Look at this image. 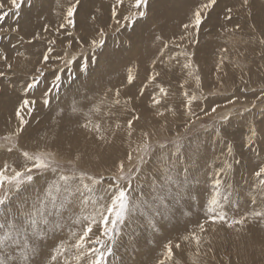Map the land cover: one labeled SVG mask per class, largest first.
<instances>
[{
	"label": "rangeland",
	"instance_id": "obj_1",
	"mask_svg": "<svg viewBox=\"0 0 264 264\" xmlns=\"http://www.w3.org/2000/svg\"><path fill=\"white\" fill-rule=\"evenodd\" d=\"M161 1L149 0L146 16L139 18L133 26L121 28L119 31L107 28L104 46L95 50L90 49L86 41L91 39L97 26L104 27L111 23L110 7L114 0H82L77 27L71 30L75 37L71 48L67 47L70 37L52 30L53 26L59 22L58 13L64 10L68 0H24L19 10L13 8L8 11L5 19L0 20V71L5 74L0 76V167L5 163L13 167L21 166L23 163L21 151L35 152L47 149L57 152L62 162L79 154L81 156L79 166L90 174L105 177L104 187H106L110 182L107 177L116 170L115 166L120 159H125L126 167L128 166L126 154L139 142V137L136 136H139L142 130L148 131L151 134L153 151L137 178L139 187L136 186L137 182H134L131 192L132 200L136 201L143 197L151 201L152 196L156 195L153 192V186L164 184L166 174L173 176L181 182L183 187L176 188L175 200L177 201L187 193L183 203L175 204L176 209L172 214L173 216L180 212V216L176 218L179 219L178 223L182 224L181 229L185 233L173 225L172 228L164 227L172 217H152L148 209H144L148 215H141L139 211H136L126 221L117 236L113 246L114 254L108 257V264H157V261L162 258L164 245L169 240H172L174 244L181 243L179 249L174 248L175 264H264V220L260 218L249 216L242 228L236 226L229 229L220 225L215 231L209 230L204 234L207 239L198 256L195 255L194 245L189 247L180 241V237L206 219V207L213 194L214 177L221 168L226 169L219 178L223 181L221 191L229 194L225 211L230 217L239 218L253 210H264V193L257 188L255 177V171L264 163V102L258 99L261 90L264 89V44L260 43V40L264 39V16H262L264 0H252L251 15H248L249 9L240 8L239 0H218V5L210 11L200 30L199 43L192 45H188L186 41H179L182 28L179 31L180 34L171 35V37L169 33L164 35L163 30L160 31L158 23L160 24L161 21L157 18L160 14L158 9L161 5H166L170 11L165 13V16L173 14L171 8L176 7L179 0L177 2L163 0L162 4ZM199 2L200 0H180L186 14L185 19L177 24L175 30L187 22L191 11ZM187 6H189L188 10L185 9ZM227 7L234 9L232 21L225 19ZM130 9V0H125L124 6L120 9L121 13L127 14ZM175 12L179 13L177 10ZM93 16L96 17L95 21L91 19ZM236 24L240 25L239 30L225 31V29H234ZM253 24L257 25L255 30L251 27ZM45 25L49 26L48 32L43 31ZM33 33L40 34L41 39L33 40ZM145 34L157 43L160 42L157 39L160 34L164 37L162 39H168L166 42L174 39L177 43H181V48L169 44L170 48H163V50L168 53V56H175L177 52L185 50L194 53L189 58L195 65L196 72L189 76L188 70L181 67L185 58L180 56L179 63L176 60H170V64L164 68L166 73L177 74L178 76H174L177 80L172 79L173 75L163 79V74L160 72L157 80L150 83L148 77L153 71V61H156V65H160L161 61L146 57L148 54L155 53L157 48L154 51L147 50V41L150 37L145 38L143 36ZM228 34H231L229 45L234 46L235 49H229L228 55L226 53L219 56V59H215L212 53L217 52L212 44L213 41L216 38L224 40ZM48 39L57 40L53 55H63L67 51L69 54L76 55L77 60L70 67L64 68L63 72L57 71L59 67H63L62 59L56 60L49 69L44 71L41 83L27 97L36 100L35 110L28 117L29 124L18 139V148L9 152L5 147L9 142L3 138L12 133L17 126L13 115L14 108L19 98L24 95L23 89L26 83L30 81L42 63L38 58L45 51ZM203 45L207 46L208 51L200 55V48ZM81 51L89 57L86 71L80 66ZM3 56L8 57L7 61L3 59ZM221 57L224 58V65L223 70L218 72L217 65ZM120 58L124 60L126 75L120 72L109 76L107 70L110 68V61L114 59L115 64ZM203 62L204 69L201 71L200 65ZM8 64L12 65L11 69L7 67ZM129 69L133 70L136 77L131 85L127 84ZM144 71L148 75L145 73L143 77H139L138 75ZM155 71L159 72V69L155 67ZM54 74L61 75L60 85L47 95L48 103L45 104L44 94L50 88ZM197 74L200 77L199 87L195 81ZM217 76L220 77L219 80ZM102 78H110L111 82L102 81ZM185 80H187L186 84ZM96 81L98 83L95 88L93 85ZM144 85L148 87L144 89L143 97H138ZM157 85L163 86L169 93V96L162 101L161 111H164L163 105H166L169 109H176V116H173L170 111L165 112L164 117L153 114L155 110L151 107L150 98L151 95L158 93ZM117 89L121 93L120 105L114 103ZM185 91L195 92L198 96L204 97L193 103L196 115L192 117V120H195V124L187 132H185V122L191 123V121L184 107ZM129 96L133 99L127 106L128 109L135 108L136 114L140 116L139 121L134 122L136 136L132 137L131 147H129V140L123 143L118 141L120 139L118 135L123 132L122 130L117 132L115 137H109L111 143L100 142L94 134L82 127L83 121L74 115L79 104L78 107H82L88 114L87 121L90 119L94 123L99 122L105 128L114 126L117 118L121 124H124L130 118V111H126L124 106V101ZM228 98L236 100L235 109L232 105H227V108L222 107L217 110V113H211V107L216 103L226 105ZM229 109H233L234 114L227 122L221 123V115ZM205 111L209 115H205ZM61 115L65 117L57 120ZM144 116L147 119L145 124ZM197 116L199 119H196ZM75 122L76 128L69 127ZM250 126H253L257 132L252 148L247 146ZM217 128L220 130V135H217ZM178 133L181 150L173 155L175 147L173 141L177 139ZM55 139L60 145L62 144L61 148L49 144ZM160 144H166L167 147L161 149ZM229 146L232 148L231 155L228 153ZM112 147L120 148L119 151L123 156L121 158L111 156L106 161L104 154ZM164 154L169 156L171 162V170L168 173H165L160 166L159 157ZM136 155L134 153V157ZM227 164L232 165L230 170L226 168ZM56 175L52 172L36 173L31 184L24 186L18 194L14 193L6 205L0 206V219L17 211L21 201L27 200L30 204L31 199L38 192L42 193L48 181L56 179ZM169 187H175V185L172 184ZM158 191L163 196L161 192L164 190L158 189ZM101 194L102 192L97 193V195ZM253 197L256 199L255 204L251 202ZM165 203H167L166 199ZM169 206L171 207L172 204ZM192 212L193 219L190 218ZM182 215L189 220L186 222ZM150 218L154 220L155 227L149 223ZM191 221L192 227L189 226ZM66 235L67 228L55 236L38 238V241L36 239L35 245L41 244L42 241L43 245L35 246L37 251L30 258V264H49L53 247L60 239H65ZM44 244L47 249H43ZM16 254L13 252V255Z\"/></svg>",
	"mask_w": 264,
	"mask_h": 264
},
{
	"label": "snow or ice",
	"instance_id": "obj_2",
	"mask_svg": "<svg viewBox=\"0 0 264 264\" xmlns=\"http://www.w3.org/2000/svg\"><path fill=\"white\" fill-rule=\"evenodd\" d=\"M131 9L127 14L121 13L120 9L124 6L125 0H114L110 7V24L104 27L97 26L94 34L89 41H86L88 47L92 50L103 47L106 42L107 28H112L113 31H119L121 28L133 26L137 23L139 18L146 16V9L149 0H130ZM24 3V0H0V20H4L8 15V11L13 8L19 10ZM218 5V0H200V2L191 11L187 22L182 24V33L179 35V41H186L188 45L199 43V33L202 26L206 22V18L211 10ZM239 6L243 9H249L248 15H251L252 0H239ZM82 7V0H68L67 6L59 15V22L53 26V31L58 34L67 35L70 37L68 41V48L72 47V40L75 39L72 29L77 27V17L79 9ZM7 9V11H5ZM233 7H227L225 12V19L232 21ZM264 16V13H262ZM93 21L96 17H91ZM114 25V28H113ZM255 30L257 25H251ZM240 25L236 24L234 29L225 31L239 30ZM43 31L48 32L49 26L45 25ZM23 39V38H21ZM41 36L38 33H33V40H40ZM157 39L162 40L161 37ZM264 44V39L260 40ZM56 39H48L46 42V49L38 58L42 61L36 73L32 75L29 82L26 83L23 93L24 95L19 98L13 115L17 121L15 130L3 139L8 141L9 144L5 145L7 151L12 152L13 149L18 148V139L25 131L26 126L29 124L28 117L31 116L35 110L36 100L27 98L28 94L38 87L41 83V78L44 71L51 67V64L56 60H63V67L57 69L58 72H63L64 68L70 67L76 62L77 56L69 54L67 51L63 55H53L55 52ZM169 44H173L176 48H181L182 44L177 43L172 39L168 42H162V48H167ZM227 51V49H223ZM160 55L163 56L164 52L161 51ZM194 53L188 51L177 52L175 56H169V60H176L179 63V57L184 56V63L181 65L182 69L188 70V75L192 76L196 72L195 65L189 58ZM7 61L8 57L3 56ZM79 59L81 60V67L86 71L89 64V57L81 51ZM224 58L221 57L217 71L223 70ZM9 69L12 68L8 64ZM156 61H153V71L148 77L149 82H155L160 76V72L155 71ZM4 72L0 71V76H4ZM136 79L133 70H128L127 84H133ZM219 80L220 77L217 76ZM61 75L54 74V79L51 81L50 88L45 92L44 103H48L47 95L51 90L57 89L60 85ZM197 86L200 84L199 75H195ZM187 80H185V84ZM148 85H144L138 97H143L144 89ZM158 93L151 95V107L155 110L154 115L164 117L165 112H171L173 116L177 115L176 109H169L163 105L164 111H161L162 101L168 96V90L163 86L157 85ZM183 87V85H182ZM120 90L115 92L116 105L121 104ZM186 115L189 118L185 122V132H187L195 120L192 117L196 115L193 110V103L199 99L204 98L202 95L198 96L195 92H184ZM129 96L124 101L126 111H130V118L124 124L117 121L114 126L105 128L101 123H94L88 120L82 127L89 133L94 134L97 139L102 143H109V137H115L117 132L121 130L129 140V147L136 128L134 122L140 119L136 114L135 108L128 109V105L132 101ZM238 99V97H237ZM258 99L264 102V89ZM227 105H232L233 109L236 106V100L232 98L227 99L226 105L216 103L211 107V113H217L220 108H227ZM255 107V104H253ZM233 109H229L220 117L221 123L227 122L231 115L234 114ZM248 110V109H245ZM111 115V113H110ZM205 115H209L205 111ZM196 119H199L197 116ZM201 127H205L201 125ZM217 135H220L219 128L216 129ZM249 136L247 139V146L252 148L257 137V132L253 126L249 128ZM174 151L176 155L181 150L180 134H177V139L173 141ZM161 149L167 147L166 144H160ZM153 151L151 143V134L148 131L142 130L139 134V142L136 147L126 154L127 167L125 159H120L115 166L116 170L112 172L107 179L110 181L104 187L105 177L96 176L82 169L80 165L81 156L79 154L70 159L64 160L58 158V153L47 149L30 152L21 151L23 163L19 167H13L5 163L0 167V206H4L12 198V195L18 194L24 186L31 184L35 178V174H44L52 172L56 175V179L48 181L42 193L38 192L31 202L27 200L21 201L17 207V211L11 212L10 216H4L0 219V264H30V258L36 254L35 242L36 239H44L48 236H55L57 233H62L67 228V238L60 239L53 247L49 264H108V257L113 255V246L116 243L117 236L119 235L122 227L126 221L129 220L131 215L139 211L141 215L152 214V217L164 215L168 210V204L165 203V196L159 194V190L167 191L169 196L172 195L169 185L174 184L177 189L181 188V182L176 180L171 175H165V183L158 186H153V192L156 195L152 196L151 201L143 197L136 201L132 200L131 192L133 191L134 182L141 174L147 158ZM134 153L137 155L134 157ZM229 155L232 154V148H228ZM160 166L164 169L165 173L170 172V160L167 154L159 157ZM231 164H227L226 168L230 170ZM226 169L221 168L219 173L214 177L213 194L207 202L206 219L202 223H198L187 234L180 237L182 243L187 244L189 247L195 246V255L200 254V249L203 246L207 237L205 233L215 231L217 226L223 225L229 229L245 225L249 216L252 218H260L264 220V210L255 211L242 215L239 218L230 217L228 212L225 211V204L229 200V194L221 191L223 181L219 178L220 174L225 173ZM257 178V188L261 193H264V163H262L258 170L255 171ZM136 186L139 187L138 182ZM102 192L101 195H97ZM178 202V201H177ZM256 203L255 197L251 201ZM237 207H239L237 205ZM161 208L164 212H161ZM144 209H148L145 212ZM149 223L155 227L154 220L149 219ZM208 225V227H206ZM31 241V242H30ZM210 243V241H208ZM181 243H173L169 240L164 245L162 258L157 261V264H175L173 260L174 248L179 249ZM13 252L17 253L13 255Z\"/></svg>",
	"mask_w": 264,
	"mask_h": 264
},
{
	"label": "bare ground",
	"instance_id": "obj_3",
	"mask_svg": "<svg viewBox=\"0 0 264 264\" xmlns=\"http://www.w3.org/2000/svg\"><path fill=\"white\" fill-rule=\"evenodd\" d=\"M178 0H176V2H177ZM222 1V0H221ZM162 2H163V0L161 1V4H162ZM231 2V1H230ZM219 3H220V1H219ZM222 3V2H221ZM188 7L189 6H187L185 9H187L188 10ZM171 10H173V14H169V15H167V16H165V13H167L168 11H170V9H167V7H166V5L165 6H163V5H161V7L158 9V11H159V15H158V17L157 18H159L158 20H160L161 22H162V24H161V22H160V24L158 23V26H159V28H161V30L160 31H162V33L164 34V35H166L167 33H169V36L171 37V35H175V34H180L179 33V31H181V28H182V26H180V28L179 29H177V30H175L176 29V27L178 26L177 24L181 21V20H184L185 19V11L183 10V5L180 3V0H179V2H177V6L176 7H173V8H171ZM179 11V13L177 14L175 11ZM154 22V21H153ZM260 26V25H259ZM176 32V33H175ZM145 38H148V37H150L149 35H147V34H145V35H143ZM168 36V35H167ZM168 36V37H169ZM176 36V35H175ZM250 36V35H249ZM159 37H163L162 36V34H160V36ZM231 34H228V36H226L225 38H224V40H220V39H215V41H213V43L212 44H214L213 46L215 47V49H216V52L217 53H212L213 55H214V58L215 59H219V56H221V55H225L226 53H227V55H228V50L229 49H235V47L233 46V47H231L229 44L231 43ZM164 38V37H163ZM166 40H168V39H166ZM166 40L165 39H162V40H160L159 39V43H157L155 40H153V38L152 37H150V39L147 41L148 42V45H147V50H150V51H154V50H156V48H157V51L155 52V53H151V54H148V55H146V57H148L149 59H152V60H154V59H158V60H160L161 61V64L159 65H156V67H157V69H159V72H161L162 74H163V79H167V76L168 75H173V80H177V78H174V76H178L177 74H175V73H169V72H164V68H166L169 64H170V60H169V56H168V53L165 51V50H163V48H162V42H166ZM255 40V39H254ZM168 42V41H167ZM171 46V45H170ZM170 46L168 45V47L167 48H170ZM173 46V45H172ZM161 47V48H160ZM206 47L207 46H202V48H200V55H202V54H204V53H206L207 51H208V49H206ZM213 47V48H214ZM260 47V46H259ZM134 48V47H133ZM227 49V51L225 52V51H223V49ZM257 48V47H256ZM161 51H163L164 52V55L163 56H161L160 55V52ZM106 57V56H105ZM112 57V56H111ZM114 58V57H113ZM103 60V59H102ZM114 59H112L111 61H110V65L107 63V65H109V70H107V71H109L107 74H109V76H114V74H116V73H123V75H126L125 74V67H124V65H123V63H124V60H122V58H120V59H118V61H116L115 62V64H114ZM105 63L107 62V61H104ZM224 65V64H223ZM142 66V65H141ZM144 66V65H143ZM198 67H199V65H198ZM204 67V62L200 65V68H202V70L201 71H203V68ZM145 70V69H144ZM151 70V69H150ZM158 72V71H157ZM145 71L143 72V73H141V74H139L138 76L139 77H143V75H145ZM201 73V72H200ZM147 75H148V73H146ZM170 77V76H169ZM144 79V78H143ZM146 79V78H145ZM102 81H105V80H109V82H111V80H110V78L109 79H107V78H105V79H101ZM142 81V80H141ZM108 82V83H109ZM95 84L93 85V87H95L96 88V86L95 85H97V83H98V81H96V82H94ZM105 92V91H104ZM134 95H136V94H134ZM144 100V99H143ZM146 101V100H145ZM79 105V104H78ZM78 105H77V110H76V113L74 114L75 115V117H79V120H81V121H83V123H86L87 122V116H88V114L86 113V111H84V109L82 108V107H78ZM4 107V106H3ZM104 107V106H103ZM150 114V113H149ZM65 116L64 115H61L60 116V118L59 119H57V117H56V119L57 120H60V119H63ZM113 118H115V117H113ZM113 118H111L112 120H113ZM118 119V118H117ZM115 120V122H117L118 120ZM144 124L146 123V121H147V119H146V117L144 116ZM139 121V120H138ZM99 123V122H98ZM152 123H153V121H152ZM104 124V123H103ZM76 122H75V124H70V126L69 127H74V128H76ZM106 126V125H105ZM78 133V131L76 132V134ZM76 134H75V136H76ZM135 134V135H134ZM133 134V136H136V133H134ZM118 136H120L119 138V142L120 143H123V142H125V141H127L128 140V138H127V136L122 132V133H120ZM118 136H116L117 138H118ZM136 137H139V136H136ZM136 137H135V139H136ZM115 139V138H114ZM133 139V138H132ZM139 139V138H138ZM116 140V139H115ZM116 140V141H117ZM114 141V140H113ZM111 143V142H110ZM113 143V142H112ZM118 143V142H117ZM127 143V142H126ZM49 144H51V146L53 145V146H55L56 148H61V145H60V143L55 139V140H52ZM117 145V144H116ZM119 145V144H118ZM108 146V145H107ZM110 146V145H109ZM122 146V145H121ZM125 148H127V147H125ZM61 150V149H60ZM120 150V148H118V149H116L115 147H112V148H109L108 150H107V152H106V154H104L105 155V157H106V161L108 160V158H110L111 156L112 157H117V158H121L123 155H122V152L121 151H119ZM70 151V150H69ZM71 153V152H70ZM124 153V152H123ZM109 155V156H106V155ZM104 161V160H103ZM102 162V161H101ZM181 188H183L182 186H181ZM170 189H171V193H172V195L171 196H169L168 194H167V191H164V192H161L162 194H163V196H164V194H165V199H166V201H167V203L166 204H168V206L169 205H171L172 204V206L170 207H168V210H167V212H164V209H160L161 210V212H164V215H161V217H167V218H171V220H170V222L169 221H167L168 222V224H166L165 223V225H164V227L166 226H168V227H170V228H172V225L174 226V227H177V228H179V229H181L182 227H181V223H178V221H179V219H177L176 217L177 216H180V212L178 211V213L179 214H174L173 216H172V214L175 212V209H176V207H175V204H181V203H183L185 200H186V194H184V195H182L177 201L175 200V198H176V194H177V189H176V186L175 187H170ZM146 192V191H145ZM174 195V196H173ZM191 199H192V195H191ZM180 206V205H179ZM178 206V207H179ZM170 212V214H168L169 212ZM192 216V217H191ZM190 216V218H192L193 219V212H192V215ZM182 217L185 219V221L187 222L189 219L185 216V215H182ZM169 223L171 224V225H169ZM189 223H190V221H189ZM188 224V223H187ZM191 225V227L193 226V222L191 221V224H189V226ZM163 226V225H162ZM186 227H188V225H186ZM193 228H194V226H193ZM192 228V229H193ZM185 229V228H184ZM175 230V229H174ZM182 230V229H181ZM187 230V229H186ZM191 230V229H190ZM160 231V230H159ZM172 231V230H171ZM183 231V230H182ZM161 232V231H160ZM184 232V231H183ZM168 233V232H167ZM185 233V232H184ZM165 235V234H164ZM167 235V234H166ZM67 237V235L66 236H64V238H66ZM48 238V237H47ZM39 239L37 238V241H38ZM36 241V242H37ZM45 241V240H44ZM31 242V241H30ZM41 242V241H40ZM43 242V241H42ZM42 242H41V244H42ZM50 242V241H49ZM59 242V241H58ZM40 243H37V245H39ZM41 244H40V246H41ZM205 244V243H204ZM37 245H34V246H37ZM43 245V244H42ZM44 248L43 249H45L46 248V246H45V244H44V246H43ZM40 249V248H39ZM47 249V248H46ZM42 250V249H41ZM42 251H44V250H42ZM46 251V250H45ZM153 252V251H152ZM46 253V252H45ZM176 253V252H175ZM38 254H40L39 253V250H38ZM158 256V255H157ZM160 256V255H159ZM161 256H162V254H161ZM179 258V257H178ZM159 259V258H158ZM45 261V260H44ZM141 261V260H140ZM40 263V262H39ZM151 263V262H150ZM40 264H42V263H40Z\"/></svg>",
	"mask_w": 264,
	"mask_h": 264
}]
</instances>
